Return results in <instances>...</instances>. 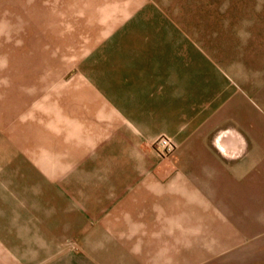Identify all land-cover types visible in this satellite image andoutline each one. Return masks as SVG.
Listing matches in <instances>:
<instances>
[{
  "label": "rangeland",
  "instance_id": "374dc122",
  "mask_svg": "<svg viewBox=\"0 0 264 264\" xmlns=\"http://www.w3.org/2000/svg\"><path fill=\"white\" fill-rule=\"evenodd\" d=\"M65 256L264 264V0H0V264Z\"/></svg>",
  "mask_w": 264,
  "mask_h": 264
},
{
  "label": "crops",
  "instance_id": "0c3cea01",
  "mask_svg": "<svg viewBox=\"0 0 264 264\" xmlns=\"http://www.w3.org/2000/svg\"><path fill=\"white\" fill-rule=\"evenodd\" d=\"M120 216L117 213H111L109 216H107L104 221L101 224H97V226L103 228L104 231H107L109 234L112 236H115V230H119L121 227H126L124 223L120 221V218H117V216ZM150 218L151 215H149ZM124 220V218H122ZM48 264H72L70 259L68 257H58L57 259L54 260H49Z\"/></svg>",
  "mask_w": 264,
  "mask_h": 264
},
{
  "label": "built area",
  "instance_id": "2783aa9c",
  "mask_svg": "<svg viewBox=\"0 0 264 264\" xmlns=\"http://www.w3.org/2000/svg\"><path fill=\"white\" fill-rule=\"evenodd\" d=\"M162 145L166 148V147H168V148H171V146H172V144L169 142V141H167L166 139H164L163 141H162Z\"/></svg>",
  "mask_w": 264,
  "mask_h": 264
}]
</instances>
